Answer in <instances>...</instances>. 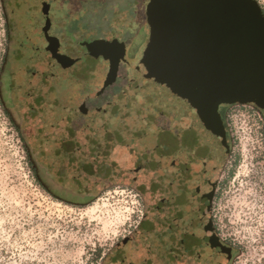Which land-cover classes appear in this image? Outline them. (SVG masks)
<instances>
[{
	"label": "flooded vegetation",
	"instance_id": "obj_1",
	"mask_svg": "<svg viewBox=\"0 0 264 264\" xmlns=\"http://www.w3.org/2000/svg\"><path fill=\"white\" fill-rule=\"evenodd\" d=\"M1 2L7 35L2 103L18 130L34 141L39 186L55 200L81 208L108 181L129 180L141 202L134 206L132 229L110 245L99 264H234L235 249L219 235L214 205L231 153L225 116L239 104L218 107L223 138L214 117L209 121L164 87H150L141 66L152 28L150 0L112 2L114 7L122 2L128 17L144 20L137 21L135 32L125 31L148 37L135 68L134 39L61 41L59 18L79 15L81 0ZM95 40L124 47L115 80L105 88L111 61L81 45ZM76 75L94 87L85 97L74 91ZM110 89L123 96L115 106L113 97L107 100Z\"/></svg>",
	"mask_w": 264,
	"mask_h": 264
},
{
	"label": "rangeland",
	"instance_id": "obj_2",
	"mask_svg": "<svg viewBox=\"0 0 264 264\" xmlns=\"http://www.w3.org/2000/svg\"><path fill=\"white\" fill-rule=\"evenodd\" d=\"M81 1V13L74 19L59 18V29L65 31L58 34L61 41L78 45L92 38L134 39L135 68L148 37L142 32L130 37L125 31L135 32L137 21L144 20L125 15L122 2L114 7V0ZM255 1L264 16V0ZM116 10L121 14L114 16ZM6 44L0 0V80ZM82 78L76 75L73 85L75 93L85 97L94 87ZM113 90H108L107 100L113 97L115 106L123 96ZM225 119L231 153L214 205L219 235L233 245L234 264H264V118L254 106L239 104ZM33 142L9 118L0 93V264H99L110 245L132 229L139 198L129 180H111L87 206L55 200L35 178Z\"/></svg>",
	"mask_w": 264,
	"mask_h": 264
},
{
	"label": "water",
	"instance_id": "obj_3",
	"mask_svg": "<svg viewBox=\"0 0 264 264\" xmlns=\"http://www.w3.org/2000/svg\"><path fill=\"white\" fill-rule=\"evenodd\" d=\"M147 16L152 28L141 66L150 87H164L204 118L214 117L223 138L220 105H250L264 113V16L255 0H150ZM81 45L111 61L103 88L110 86L123 45Z\"/></svg>",
	"mask_w": 264,
	"mask_h": 264
}]
</instances>
